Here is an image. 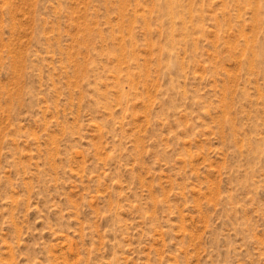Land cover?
<instances>
[{
    "label": "rangeland",
    "instance_id": "374dc122",
    "mask_svg": "<svg viewBox=\"0 0 264 264\" xmlns=\"http://www.w3.org/2000/svg\"><path fill=\"white\" fill-rule=\"evenodd\" d=\"M0 264H264V0H0Z\"/></svg>",
    "mask_w": 264,
    "mask_h": 264
}]
</instances>
